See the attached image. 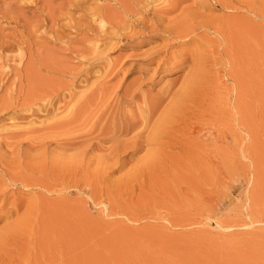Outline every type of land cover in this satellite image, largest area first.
Returning a JSON list of instances; mask_svg holds the SVG:
<instances>
[{"label":"rangeland","instance_id":"obj_1","mask_svg":"<svg viewBox=\"0 0 264 264\" xmlns=\"http://www.w3.org/2000/svg\"><path fill=\"white\" fill-rule=\"evenodd\" d=\"M173 1L178 11L163 0H0V264H264V2ZM190 7L222 19L223 33L170 32ZM200 45L207 125L193 142L180 129L112 166L115 140L99 147L97 129L88 151L68 143L83 125L75 137L55 128L65 102L86 98L99 123L121 80L140 105L179 90ZM155 49L165 50L146 57ZM51 96L62 109L31 114Z\"/></svg>","mask_w":264,"mask_h":264},{"label":"bare ground","instance_id":"obj_2","mask_svg":"<svg viewBox=\"0 0 264 264\" xmlns=\"http://www.w3.org/2000/svg\"><path fill=\"white\" fill-rule=\"evenodd\" d=\"M158 1H160V0H158ZM216 1L221 3V4H224V5H232L234 2V0H216ZM239 1L241 2V0H239ZM252 1H254V0H252ZM163 2H165L167 7H170L168 10H172L175 8L176 9L174 11L177 10V7L173 3L174 2L173 0H163ZM263 2H264V0H263ZM207 3L208 2H206L205 4H207ZM205 4L200 3V6L202 5L204 8L209 7V9L215 7L211 3L208 5H205ZM257 6H259V5L257 4ZM258 10L262 11L261 8ZM98 23L100 24L101 27H103L105 24V21L103 19H100L98 21ZM223 24L224 23H222V19L220 20V19L214 18L210 14H205V13L199 12V10L197 8L190 7V8L182 9L181 12L177 16L170 19L168 24L166 25V27L170 32H173V33H186V34L192 33L193 34V33L200 31V30L204 31V32L212 30L217 35H220L223 33V26H224ZM230 30H231V28H230ZM238 31H239V29H238ZM194 40H195L194 42L197 43V39H194ZM203 45H204V42H203ZM202 46L200 45V48H198V49H200L199 52L197 53L198 56L196 55L198 57V59H195L193 62L190 60H187V59H185V61H182V64H187V65L191 64V68L188 71V74L183 79L184 80L183 85L180 87L179 90H177L175 92H170V91L168 92V90L162 89V91L158 95H155L154 97L142 96L141 101H140L142 105H140L136 101V95L139 92L137 90L138 87L134 88V86H133L134 82L127 84V85H124L122 83V80H121L118 84V87H117V88H119V90L116 91V93L114 95L116 99L114 98V96H112V99L113 100L115 99L116 105H114V107L110 109L109 104H108L107 110H103L101 112V114L98 113L100 116L96 120H100V121H98L99 123L94 122V120L91 118L92 112L85 115V113H87L89 111V109H92L91 108L92 106L90 104H88L89 100H90V103L93 100L95 101V99H92V100L88 99V103H86L87 102L86 97H88V96H85V93H86L85 92L82 95L83 98H86V99H84L85 101L84 100H82V101L78 100V101H80L79 104H75V105L73 104L74 106H70V104L72 102L71 103H68V102L64 103L65 109H63L64 111H62L63 113L62 112L60 113L63 115H61L60 117L55 119V120L59 121V122H57V125L55 126V128H59V127L65 126V125H69V126H72V128H74V130L71 129L73 132V131H77L78 127L83 125L84 126L83 128L86 129L87 133L85 132L84 134H80V136L76 137L75 139L71 138L70 140H68L69 142L66 141L65 143L68 142L69 144L74 145V144H76L75 141H77V145H79V142H80L79 140L83 139L82 142H84V140L86 142L84 145L86 147V150H88L89 147L91 148V146L93 148L94 147L93 145L96 144L93 142V140H94L93 136H95L93 133L95 132V130L97 131V129L99 131H101L99 133L100 136L99 135L95 136V139H96L99 147H100V145H99L100 143L102 144L103 142H106L105 140H109L108 139L109 137L112 138L117 143L114 146H111L109 148L110 154L109 155L106 154V158H105V159H107L106 161L112 162L114 164V165H112V163H111L112 166L121 165L124 162V156L123 155L128 151V149H132L133 152L132 151L131 152L135 155V153L142 150V148H146L145 145L148 146V145L152 144V146L154 148H157L154 146V144H157L159 146V143L161 142L160 140H162V138L165 137V134L166 135H172L174 131H175V133H177L178 131H180V129H182V132H183V129L185 128L184 130L186 131V129H187V131L189 132V135L188 136L186 135L188 137L187 140L189 139V137H194V136L198 135L199 131L197 132V130L195 131L192 128L194 127L196 129L198 127L200 128L201 125L203 126V124L205 122L203 124H202V122L206 118L205 114H203V110L201 109L203 107L201 105V99H203V98H201V95H202V91H201L202 79L201 78H203L201 71H203V70H201V69H202L203 61H204L203 54L201 53V51H203L201 49ZM206 46H207V44H206ZM198 49L196 50V52L198 51ZM164 50L155 49V50L147 53L146 57H152V56L155 57V56L163 55L162 53H164ZM167 59H168V54H165L164 56H162L160 58V61H162V60L166 61ZM205 60H206V57H205ZM53 97H55V96H53ZM53 97L49 98V99L42 98L39 101L34 102L33 105L29 108L31 110V114L32 115H39V112L49 114V112H53V111L55 112L57 110L59 111L60 109H62V106H61L62 104H60L61 99H57V97H56V99L54 101ZM113 100H111L112 101L111 105L113 103ZM204 103H205V101H204ZM134 104L138 110H142L141 112L142 113L144 112V113L141 114L140 116H137V117L134 114H133L134 115L133 117L131 116V114L128 115V110L129 109L132 110L131 107H133ZM209 104H210V102H209ZM103 105H104V103H103ZM204 106H206V105H204ZM217 107H218V105H217ZM98 108L100 109L101 107L98 106ZM204 110H205V108H204ZM207 111H208V109H207ZM207 111H204V112H206V115L209 116ZM210 111L211 110H209V113H211ZM213 115L214 114L212 113V115H211L212 118L210 116V119H213ZM33 117H32V119L29 118L30 120L28 119V124H31V126L35 125L37 123V120L39 119V118L34 119ZM104 119H106L107 121H104ZM138 119H139V121H138ZM207 120L209 121V119H207ZM207 120H205V121H207ZM39 121L41 122V120H39ZM205 124L207 125V123H205ZM214 124H215V122H214ZM208 125H210V124H208ZM141 126H143L145 129H147L150 126L151 129L149 128L150 130H149V134L147 136L146 135L142 136L141 135L142 132H141V133H138L137 135H135L134 137H132L130 139L131 142H123V141L120 142L122 139V138L120 139V137H123V139L125 140V137L123 135L130 134L131 132L133 133L134 131L138 132L137 129L138 128L141 129ZM52 127H54V126H52ZM199 128H198V130H199ZM187 131H186V133H188ZM75 133H77V132H75ZM75 133H74L73 137H75ZM96 133L97 132H95V134ZM182 134L185 136L184 133H182ZM56 135H57V133H56ZM163 135H164V137H163ZM181 135H179V137H181ZM176 137L178 138L177 135H176ZM166 138L167 137H165L164 140H166ZM169 138H171V136ZM65 140H67V138H65ZM181 140H182V138H181ZM183 140H184V138H183ZM182 141H181V144H182ZM190 141L193 142L192 140H190ZM162 142H164V141H162ZM107 143H109V142H107ZM169 143H170V140L166 141V144H169ZM161 144H163V143H161ZM174 144L175 143L173 142L172 146H174ZM187 145H188V143H187ZM189 145H190V143H189ZM107 146L109 147L108 144H107ZM101 147L103 148V146H101ZM104 147H105V144H104ZM161 147H163V146H161ZM185 147H186V145H185ZM182 148L184 149V147H182ZM164 149H165V147H164ZM187 149L188 148L186 147L185 150H187ZM67 151L69 152V150H67ZM151 154H152V152H151ZM184 154H186V152ZM191 154H192V150H191ZM201 154H203V153H201ZM61 156H63V155H61ZM97 156H99V155H97ZM147 156H148V153H147ZM152 156L149 159L154 161L155 157H152ZM131 158H132V156H131ZM105 159H104V161H105ZM139 160L141 161V160H145V159H139ZM68 161H69V159H68ZM131 161H133V160H131ZM136 161H137V159H136ZM147 163L148 162H146V164ZM142 164H143V162H142ZM102 165H103V163H102ZM111 165H110V168H111ZM144 165H145V163H144ZM31 179H32V176H31Z\"/></svg>","mask_w":264,"mask_h":264}]
</instances>
